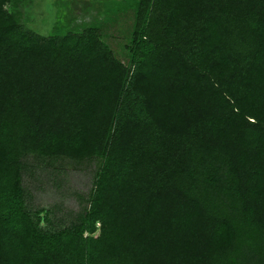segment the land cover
<instances>
[{
    "label": "trees",
    "instance_id": "obj_1",
    "mask_svg": "<svg viewBox=\"0 0 264 264\" xmlns=\"http://www.w3.org/2000/svg\"><path fill=\"white\" fill-rule=\"evenodd\" d=\"M126 1L122 59L0 0V264H264V0ZM26 156L97 161L73 221L26 209Z\"/></svg>",
    "mask_w": 264,
    "mask_h": 264
},
{
    "label": "rangeland",
    "instance_id": "obj_2",
    "mask_svg": "<svg viewBox=\"0 0 264 264\" xmlns=\"http://www.w3.org/2000/svg\"><path fill=\"white\" fill-rule=\"evenodd\" d=\"M126 4V0H27L20 10L24 27L42 35L105 22L104 39L122 58L125 38L121 34L131 22ZM22 163L20 183L26 209L31 213L38 208L48 210L49 228L73 221L85 206L97 161L74 163L60 158L38 162L26 156Z\"/></svg>",
    "mask_w": 264,
    "mask_h": 264
}]
</instances>
